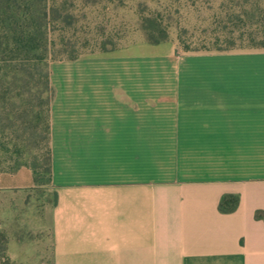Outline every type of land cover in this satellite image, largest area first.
<instances>
[{
  "label": "crops",
  "instance_id": "obj_1",
  "mask_svg": "<svg viewBox=\"0 0 264 264\" xmlns=\"http://www.w3.org/2000/svg\"><path fill=\"white\" fill-rule=\"evenodd\" d=\"M49 71L54 264H264V49ZM34 186L0 173V191Z\"/></svg>",
  "mask_w": 264,
  "mask_h": 264
},
{
  "label": "rangeland",
  "instance_id": "obj_2",
  "mask_svg": "<svg viewBox=\"0 0 264 264\" xmlns=\"http://www.w3.org/2000/svg\"><path fill=\"white\" fill-rule=\"evenodd\" d=\"M47 10L51 51L70 41L81 57L176 59L205 49H264V0H49ZM50 64L24 55L8 63L0 59V78L6 79L10 97L8 104L0 100V117L11 118L1 120L15 157L22 152L32 161L45 144L34 128L32 98L44 89ZM54 199L52 186L0 191V231L11 263L53 264Z\"/></svg>",
  "mask_w": 264,
  "mask_h": 264
},
{
  "label": "trees",
  "instance_id": "obj_3",
  "mask_svg": "<svg viewBox=\"0 0 264 264\" xmlns=\"http://www.w3.org/2000/svg\"><path fill=\"white\" fill-rule=\"evenodd\" d=\"M49 0H0V59L5 63L20 56L34 57L39 65L47 61L76 60L81 57L75 49V44L70 41H62L59 51H51L49 46V33L47 18L49 12ZM54 45V43H53ZM106 44H103L105 46ZM230 50V49H205ZM69 52V53H68ZM66 56V57H65ZM6 79L0 78V100L3 104L10 102L8 91L4 89ZM54 88L50 82V71L45 76L44 89L37 91L32 107L36 124L37 135L45 141L44 146L39 145L38 155L31 161L24 158L22 152L18 155L11 149L7 142L6 129L2 120L10 121V116L5 119L0 117V173H15L21 168L27 167L34 175L35 187H53L52 175V150L50 145V108L54 99ZM28 106H31L30 104ZM31 110V107L29 108ZM28 109V110H29ZM2 119V120H1ZM3 123V124H2ZM54 202L57 194L54 191ZM240 197L235 194L226 195L220 202L219 209L224 213L237 209ZM7 237L0 231V264H13L7 256ZM54 264V261H53Z\"/></svg>",
  "mask_w": 264,
  "mask_h": 264
}]
</instances>
